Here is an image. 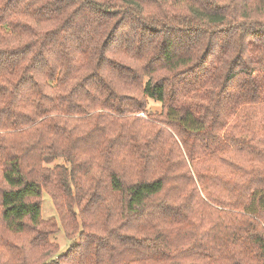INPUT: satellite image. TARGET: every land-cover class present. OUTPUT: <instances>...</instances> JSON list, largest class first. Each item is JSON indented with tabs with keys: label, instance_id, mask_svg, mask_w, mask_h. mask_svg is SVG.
I'll return each instance as SVG.
<instances>
[{
	"label": "trees",
	"instance_id": "1",
	"mask_svg": "<svg viewBox=\"0 0 264 264\" xmlns=\"http://www.w3.org/2000/svg\"><path fill=\"white\" fill-rule=\"evenodd\" d=\"M0 264H264V0H0Z\"/></svg>",
	"mask_w": 264,
	"mask_h": 264
},
{
	"label": "rangeland",
	"instance_id": "2",
	"mask_svg": "<svg viewBox=\"0 0 264 264\" xmlns=\"http://www.w3.org/2000/svg\"><path fill=\"white\" fill-rule=\"evenodd\" d=\"M147 111L149 113H160L162 111V104L154 100L152 98H149L147 100ZM64 161L63 159H58L54 161L55 164H62ZM42 202V216L45 220H50L56 223V232L53 233L50 236V239L52 242H54L57 245V252L51 259H55L59 254L66 252L69 247L76 243H80V232H81V224L79 222L78 227L73 229L70 233H67L63 225L61 224L60 217L58 215V212L54 206V202L52 197L47 193L43 192L41 197ZM4 236H6L3 233ZM4 238V237H2ZM8 238V237H7Z\"/></svg>",
	"mask_w": 264,
	"mask_h": 264
}]
</instances>
